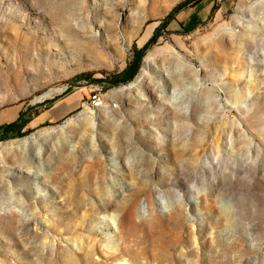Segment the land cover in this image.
<instances>
[{
    "label": "rangeland",
    "instance_id": "1",
    "mask_svg": "<svg viewBox=\"0 0 264 264\" xmlns=\"http://www.w3.org/2000/svg\"><path fill=\"white\" fill-rule=\"evenodd\" d=\"M184 1L0 0V111L78 103L0 141V264H264V0Z\"/></svg>",
    "mask_w": 264,
    "mask_h": 264
},
{
    "label": "crops",
    "instance_id": "2",
    "mask_svg": "<svg viewBox=\"0 0 264 264\" xmlns=\"http://www.w3.org/2000/svg\"><path fill=\"white\" fill-rule=\"evenodd\" d=\"M77 98L62 99L58 102H53L52 105L39 109L33 104H20L12 108H5L0 111V125L7 124L18 120L21 114H25V118H29L28 123L23 127L22 132H31L38 128L58 123L64 120L70 113L78 106ZM46 106V104H45ZM39 109L36 113H29V111Z\"/></svg>",
    "mask_w": 264,
    "mask_h": 264
},
{
    "label": "trees",
    "instance_id": "3",
    "mask_svg": "<svg viewBox=\"0 0 264 264\" xmlns=\"http://www.w3.org/2000/svg\"><path fill=\"white\" fill-rule=\"evenodd\" d=\"M202 0H186L182 3H180L177 8H185L188 4L197 5ZM177 9H174L176 11ZM172 12V14H173ZM169 23V18L162 22L160 26H158L154 32V34L150 37V39L145 43V45L135 52L134 58L132 62L123 70L122 73L119 75L114 76L113 78L108 79H98L97 81L106 83L109 86H117L120 84H126L134 79L136 74L138 73V70L141 66L143 57L146 53V51L149 49V47L155 43V41L158 39L159 35L161 34L162 30L167 27ZM25 114H21L20 118L14 122L7 123L0 125V141L12 138V137H18L23 136L25 134L22 133L23 127L28 123L30 120L29 118L24 117Z\"/></svg>",
    "mask_w": 264,
    "mask_h": 264
},
{
    "label": "bare ground",
    "instance_id": "4",
    "mask_svg": "<svg viewBox=\"0 0 264 264\" xmlns=\"http://www.w3.org/2000/svg\"><path fill=\"white\" fill-rule=\"evenodd\" d=\"M253 6H251L249 9H248V7H245L244 8V10H243V12H242V14L240 15V16H238V18L236 19V25H238V26H241V25H243L244 24V20L246 19V15H247V13L249 12V11H251L253 8H252ZM255 10L253 9L252 11H251V13H253ZM224 30H227V31H230V32H232V33H235L236 32V29H234V28H232V27H224ZM153 59V56L151 55V56H149L148 57V59H147V63H149V62H151V60ZM29 140L30 141H33L34 139L33 138H29Z\"/></svg>",
    "mask_w": 264,
    "mask_h": 264
},
{
    "label": "built area",
    "instance_id": "5",
    "mask_svg": "<svg viewBox=\"0 0 264 264\" xmlns=\"http://www.w3.org/2000/svg\"><path fill=\"white\" fill-rule=\"evenodd\" d=\"M68 90V87L65 88L64 91ZM103 106V99L100 93L95 92L90 100V107L91 108H100Z\"/></svg>",
    "mask_w": 264,
    "mask_h": 264
}]
</instances>
